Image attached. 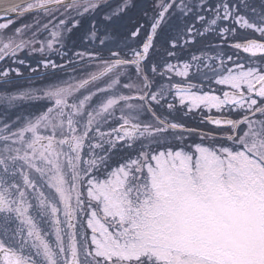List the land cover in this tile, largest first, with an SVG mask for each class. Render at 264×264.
Returning a JSON list of instances; mask_svg holds the SVG:
<instances>
[{
  "label": "snow or ice",
  "instance_id": "obj_1",
  "mask_svg": "<svg viewBox=\"0 0 264 264\" xmlns=\"http://www.w3.org/2000/svg\"><path fill=\"white\" fill-rule=\"evenodd\" d=\"M0 264H264V0H0Z\"/></svg>",
  "mask_w": 264,
  "mask_h": 264
}]
</instances>
